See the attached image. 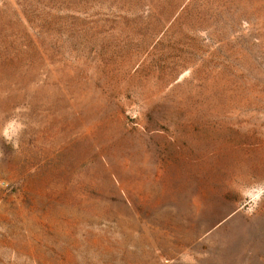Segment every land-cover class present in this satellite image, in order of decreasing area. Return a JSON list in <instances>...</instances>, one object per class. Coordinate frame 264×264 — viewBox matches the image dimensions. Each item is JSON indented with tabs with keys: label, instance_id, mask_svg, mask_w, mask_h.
Wrapping results in <instances>:
<instances>
[{
	"label": "rangeland",
	"instance_id": "obj_1",
	"mask_svg": "<svg viewBox=\"0 0 264 264\" xmlns=\"http://www.w3.org/2000/svg\"><path fill=\"white\" fill-rule=\"evenodd\" d=\"M190 124L221 136L199 197ZM245 164L264 0H0V264H264Z\"/></svg>",
	"mask_w": 264,
	"mask_h": 264
},
{
	"label": "crops",
	"instance_id": "obj_2",
	"mask_svg": "<svg viewBox=\"0 0 264 264\" xmlns=\"http://www.w3.org/2000/svg\"><path fill=\"white\" fill-rule=\"evenodd\" d=\"M191 129H189V132L187 134V139L190 142L188 146V150L190 153V159L188 162H190L191 166L188 171H190V178L191 181L195 184V189L198 191L194 192V195L200 196V185H201V173L198 172L196 169V165L203 164L206 162L204 159L208 155V144L212 138L213 141L217 142L220 140L221 136L214 135L211 137L208 130H203V125H189ZM229 152H235V149L230 148ZM247 160V157L244 158V161ZM233 166H236V162L231 161L230 163ZM233 173L236 175V170H232ZM238 178L240 184H244L245 186H253L256 182L262 181L264 179V174H257L253 170L250 169L249 165H244L240 168L238 171ZM189 207V206H188ZM193 211L197 213H203L207 210V207H192ZM212 213H236L239 209H230V208H210L208 209Z\"/></svg>",
	"mask_w": 264,
	"mask_h": 264
}]
</instances>
